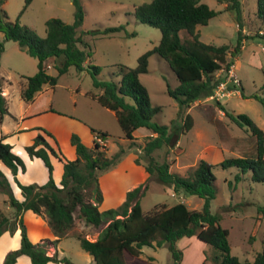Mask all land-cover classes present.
I'll list each match as a JSON object with an SVG mask.
<instances>
[{
    "label": "trees",
    "instance_id": "trees-1",
    "mask_svg": "<svg viewBox=\"0 0 264 264\" xmlns=\"http://www.w3.org/2000/svg\"><path fill=\"white\" fill-rule=\"evenodd\" d=\"M217 1L226 2L225 10L236 11L239 29L234 47L204 43L200 40L197 27L206 25L220 13L211 9L203 0H151L136 5L133 15L140 23L160 30L158 45L140 55L135 67L118 65V81H104L98 77L100 67L90 62L88 43L78 35V28L84 17L78 0H73L76 5L74 23L68 24L59 18H50L45 22L44 38L21 25L18 20L9 21L2 8L3 0H0V31L6 39L15 41L22 51L38 60L37 72L33 76L25 77L20 91L22 100L30 102L44 85L53 88L57 84L58 76L49 75L46 71V62L49 59H54L58 75L64 74L70 65H74L79 71L87 69L92 76L93 86L99 90V93L92 94V97L102 106L115 112L124 138L132 141L135 139L133 132L139 128H146L156 134L147 137L141 147L142 156L135 159L137 164H140L141 158L145 160L144 167L149 178L155 176L162 185L172 187L175 194L182 192L204 200L200 211L178 202L172 206L156 205L151 211L144 213L139 198L146 188L141 184L127 191L125 200L117 207L100 211L98 206L103 200V195L97 172L111 167L124 153V147L121 146L114 155L108 157L104 145L96 139L92 147H88L77 134L72 133L70 144L75 148L76 158L63 162V174L60 186H57L53 178L50 156L59 161L64 157L59 148H53L44 135L38 132L25 150L31 159L40 158L44 162L48 170V180L41 185L22 184L16 175L19 171L26 170L25 163L12 151V146L4 142L5 137L2 136L0 162L11 171L23 197V200L15 197L8 180L0 170V189L5 192L6 202L14 213V218L11 219L0 211V235L6 231L13 233L17 228L21 230L20 247L8 251L2 264H15L20 255H27L31 264H74L67 257H58L56 253L48 255L47 247L68 236L76 220L94 228L107 223L94 241L87 239L82 233L73 234L81 249L92 257L95 264H156L153 257L141 258V249L144 246H166L173 264H181L182 252L176 244L180 239L192 236L216 249L215 254L211 258L205 257L201 264H264V236L262 251L255 256L253 262L240 261L231 254L229 231L221 227L218 217L210 212V202L217 194L216 178L212 173L213 164L200 160L187 175H181L171 172L167 161L158 162L153 156L156 150L174 145L181 133L193 127V117L183 109L189 108L196 100L213 91L224 76L222 74L216 77V72L227 70L233 63L232 58L241 49L243 34L240 0ZM31 2L32 0H25L23 10ZM256 17L260 24H264V0H256ZM124 29L121 25L95 30L92 34L104 36ZM259 30L261 29H258L255 35L264 40V35L259 34ZM152 54H158L168 63L178 81L173 88L167 85V93L179 103L180 116L185 114L181 117L180 124L172 125V128L153 122L161 107L152 106L148 91L139 79L141 74L148 71L149 57ZM251 97L258 98L255 94ZM6 114L7 101L2 94L0 78V123ZM225 115L239 127L246 126L250 130L254 138L255 153L252 157L226 158L216 165L222 168L236 167L238 174L235 180L239 181L242 175L251 172V181L264 183V130L245 114L233 115L225 111ZM40 131L52 136L44 129ZM93 134L95 138H107V133L102 131L93 130ZM91 199L95 204L89 201ZM28 210L47 217L48 225L57 237L55 240L42 239L37 243L29 240L22 218V214ZM262 212L264 213V210Z\"/></svg>",
    "mask_w": 264,
    "mask_h": 264
},
{
    "label": "rangeland",
    "instance_id": "rangeland-1",
    "mask_svg": "<svg viewBox=\"0 0 264 264\" xmlns=\"http://www.w3.org/2000/svg\"><path fill=\"white\" fill-rule=\"evenodd\" d=\"M78 1L84 14L82 24L78 28V35L89 45L90 62L100 67L99 79L118 81L120 79L118 65L135 67L140 55L158 45L161 38L160 30L140 23L133 15L136 5L151 0ZM203 1L211 9L220 11V13L209 20L206 25L197 27L200 40L204 43L227 44L234 47L237 43L239 29L236 11L225 10L223 4L226 2ZM241 2L242 26L249 28L253 35L246 39L245 49L239 51L232 58L235 64V73L241 83L235 88L237 92L224 97L220 102H194L189 108L183 109L193 117L195 124L189 131L181 133L179 140L174 145L156 150L153 156L158 162L167 161L170 165L169 170L181 175H187L200 160L214 165L212 173L216 178L217 194L210 202V212L218 217L221 227L228 229L231 254L238 257L240 261L251 263L255 256L262 251L264 183L251 181V172L242 175L241 180H235V176L238 174L236 167L222 168L216 165L226 158L252 157L255 153L254 138L250 130L246 126L239 127L233 123L226 117L225 111L233 115L245 114L259 128L264 129V40L255 35L258 29L264 32V24H260L256 17V0H241ZM24 5L25 0H3L2 8L9 21L18 20L21 25L30 28L41 38L46 36L45 22L48 19L59 18L68 24H73L75 21L76 5L73 0H32L23 10ZM121 25L125 28L121 32L104 36L92 34L95 30ZM126 33L130 35H126ZM131 33H135V35H131ZM181 36H183V32ZM0 43L2 44L0 78H2V94L6 98L8 108L2 128L3 131H11L21 124L15 118L18 119L21 111L28 104L21 99V87L25 83V77L33 76L37 72L38 60L22 51L15 41L6 39L1 31ZM251 59H254L253 64L249 62ZM46 71L49 75L58 76L57 84L52 89L49 85L42 87L40 91L44 94L38 99L35 108L51 107L53 111L59 113L58 115H64L63 117L69 119L73 118L72 120L84 125L87 131L81 132L82 137L77 132H73L80 137L83 143V135L89 139L93 130L107 133V138L103 140L102 145H104L108 157L114 155L121 146L124 147V153L111 167L97 172L99 187L101 191L103 189L102 195L105 194V199L103 197L98 206L100 211L117 207L116 202L124 190L135 183L137 186L144 184L143 188H146L139 198L140 207L144 213L151 211L156 205L172 206L178 202L185 203L190 209L202 210L204 203L202 198L182 192L175 194L172 187L162 185L155 176L149 178L145 171L143 158H141L140 164L135 162V159L142 156L141 147L144 146L148 137V133H143L147 129H138L137 136L132 141L124 138L115 115L91 97L92 94H98L99 90L93 86L92 76L87 69L79 71L74 65H70L64 74L58 75L52 58L46 62ZM139 79L148 91L152 106L161 107V111L154 116L153 122L171 126V128L172 125H179L181 117L185 113L180 116L179 103L167 93V85L173 88L178 84L168 63L158 54H152L149 57L148 71L141 74ZM46 88H48V92L45 91ZM253 94L258 98L251 97ZM37 95L38 92L35 96L37 97ZM40 120H29L24 124L33 121L37 123ZM35 126L37 128L34 130L44 129L38 127L39 124ZM71 127L72 129L76 128ZM65 131H67L65 127L59 129V138L51 136L56 143L55 149L59 148L64 157L62 161L56 158V164L59 162L63 164L65 160H68L61 150V145H63L64 151L69 155L70 142H66ZM20 154L18 152L17 155L21 157ZM51 157L54 156H50V160ZM0 166L3 168L2 163ZM47 171L45 169L44 172V169H41V172L38 170V174L41 177L43 172L45 175ZM2 173L4 174V172ZM89 201L95 204L93 199ZM0 211L9 218H14L13 209L6 202V194L1 189ZM40 216L47 220L45 215ZM106 226L107 223L94 228L85 225L81 220H76L75 225L68 232V236L59 240L61 241L59 248L56 249V244H50L47 247V254L56 253L58 257H67L74 264H89L88 261L92 260V257L81 249L73 234L82 233L87 239L94 241ZM13 233L9 232V235L12 236ZM4 240L5 238L3 241L0 240V252L5 250L8 245ZM176 246L182 252L181 264H201L203 258H211L216 251L211 245L200 241L195 236L180 239ZM149 257H153L156 264H173L171 254L166 246H144L141 249V258L148 259ZM23 261L19 264H30L29 261ZM90 262V264H95L93 261Z\"/></svg>",
    "mask_w": 264,
    "mask_h": 264
},
{
    "label": "crops",
    "instance_id": "crops-1",
    "mask_svg": "<svg viewBox=\"0 0 264 264\" xmlns=\"http://www.w3.org/2000/svg\"><path fill=\"white\" fill-rule=\"evenodd\" d=\"M240 2H241V0H240ZM223 6L225 9L226 4H223ZM240 8H242V2L240 5ZM237 26H238V24H237ZM242 34H243V39H242V46H241L240 51L245 49L246 39L250 38L253 35V34H251V31H249V28H245V26L244 27L242 26ZM259 34L264 35V32L262 30H259ZM253 61H254V59L253 60L251 59L249 62H251V64H253L254 63ZM232 62H233V59H232ZM86 64H87V61L85 62V65ZM234 66H235V64H234ZM223 71H224L223 69L219 70L218 72H216L215 76L220 77L223 74ZM50 89H52V87H50ZM45 91L48 92V88H46ZM43 94H44L43 92L39 91L37 97L35 96L32 101L28 102L26 107L21 111L18 119L15 118L17 120V122H19V123L21 122V124L17 125L14 129H12L11 131H8V130L3 131V128H2L3 127L2 126L3 121H2V123H0V137L6 136V138L4 139V142L9 143L12 146V151L14 153L18 154V152H20L21 153L20 155L25 162L26 170L24 172L19 171L17 176H16L17 179L19 180V182L22 184L37 183V184L41 185V184H44L48 180V171H47V174L44 175L45 169L47 170V167L45 166L44 162L40 158L31 159L28 156L27 152L24 151L25 150L24 148L27 145L32 143L33 138L37 135L38 132L43 134L46 141L51 146L56 148V143H55V140L53 139V137L55 136L54 138H56V137L59 138L58 133H59L60 128L65 127V130H67V131H65V134H66L65 139H66L67 143H68V141L70 142V137H71V134L73 132H77L82 137L81 132L87 131V129L85 128L84 125H81L76 120H72L73 118L69 119V118L63 117L64 115H58L59 113L53 111L51 109V107L48 108V107L42 106L39 108H35L38 99ZM108 110L110 112H112L116 117V114L114 111H112L110 109H108ZM29 118H32V119H29ZM34 119H35V121L37 119H41V120L38 121L37 123L35 121H33L32 123L24 124L25 121L27 122L29 120H34ZM116 120H117V117H116ZM38 124L40 125L38 127H42L44 129H46L50 134H52L53 137L46 135L42 131L34 130L35 128H37V126H35V125H38ZM194 124L195 123H193V125ZM71 126H74V128L75 127L76 128L72 129ZM137 130H135L133 132L134 137L137 136L136 135ZM146 133H148V136H156V134L152 133L148 129L145 130L143 134H146ZM83 136H84L83 137L84 144L88 147H91L94 143V140H95L94 135L92 134V136H90L89 139H87L86 135H83ZM20 146L22 147V149ZM61 150L65 153L66 159L73 160L76 158L75 148L71 144L69 146V150H70L69 155H68V153H66L64 151L63 145H61ZM56 160H57L56 158L51 157V161H52L53 169H54L53 170L54 181H55L57 186H60V181H61L62 174H63V168H62L63 164L62 163L60 164V162L56 164V162H55ZM0 163H2V162H0ZM0 169L2 170V172H4L5 176L9 180L10 185L12 187L13 194L15 195V197L19 200H23V197L21 196V193H20V189L18 188L17 184L15 183L14 177L11 174V172L9 171V169L4 164H3V168H2V166H0ZM41 169L42 170L44 169V172H43L42 176L40 177V175L38 174V170H40V172H41ZM144 176L146 177L147 174L145 173ZM39 178H41V179H39ZM136 186H137V183L131 185L130 187H127L124 190V192L122 193L119 200H117L116 205L117 206L120 205L125 200L126 192L131 190L132 188H135ZM101 187H103L102 184H101ZM102 191H103V189H102ZM103 197L105 199L104 193H103ZM22 218H23V222H24L26 229H27L28 238L30 239V241L32 243H37L42 239L55 240L57 238L54 235V233L52 232L51 228L49 227L47 220L45 218H43L42 216L28 210L22 214ZM20 232H21L20 228H17L14 231V233L12 234V236L9 235V232H5L4 234L0 235V240L3 241V239L5 238V240H4L5 243L6 242L8 243V245L6 246V249L2 250L0 252V264H2L3 259H4L5 255L8 251L15 250L18 247H20ZM60 242L61 241H59L56 244V249L59 248ZM58 255H59V252H58ZM203 259H202V261H203ZM22 261L23 262L29 261L31 264L30 258L27 255H21V256L17 257L15 264H19ZM90 261H93V259L88 261L89 264L91 263ZM47 264H59V263L48 262Z\"/></svg>",
    "mask_w": 264,
    "mask_h": 264
},
{
    "label": "built area",
    "instance_id": "built-area-1",
    "mask_svg": "<svg viewBox=\"0 0 264 264\" xmlns=\"http://www.w3.org/2000/svg\"><path fill=\"white\" fill-rule=\"evenodd\" d=\"M223 78L215 85L213 91L195 102H220L224 97L237 92L236 87L240 86V80L235 73V66L232 63L227 70L223 71ZM98 143L103 144L102 138H95Z\"/></svg>",
    "mask_w": 264,
    "mask_h": 264
}]
</instances>
